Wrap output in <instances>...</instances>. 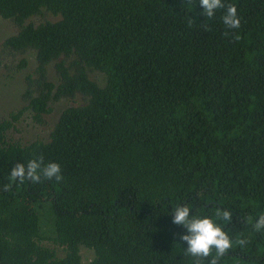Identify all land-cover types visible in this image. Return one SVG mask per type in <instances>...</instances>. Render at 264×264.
Returning a JSON list of instances; mask_svg holds the SVG:
<instances>
[{
    "label": "trees",
    "instance_id": "trees-1",
    "mask_svg": "<svg viewBox=\"0 0 264 264\" xmlns=\"http://www.w3.org/2000/svg\"><path fill=\"white\" fill-rule=\"evenodd\" d=\"M223 2L237 7L238 30L199 0H0L18 27L3 52L34 51L37 63L26 107L0 118V264H84L82 248L88 264H194L172 223L178 204L213 219L231 210L232 224L218 222L251 242L221 264H264V235L243 219L264 212V0ZM44 12L60 19L27 23ZM78 96L49 141L8 140L24 111L43 125L52 103ZM34 154L64 180L10 181Z\"/></svg>",
    "mask_w": 264,
    "mask_h": 264
},
{
    "label": "clouds",
    "instance_id": "clouds-1",
    "mask_svg": "<svg viewBox=\"0 0 264 264\" xmlns=\"http://www.w3.org/2000/svg\"><path fill=\"white\" fill-rule=\"evenodd\" d=\"M192 0H187L191 6ZM204 9V15L208 19L215 17L218 10H225L221 17L222 23L228 30H238L241 27V19L237 7L234 4H225L223 0H199ZM189 27L195 25V21L187 18ZM205 31H211L208 24L203 25ZM229 32H225L228 36ZM12 182H31L33 184L42 181H55L61 183L64 180L60 164L55 162L45 163L44 156L33 155V158L27 163H16L9 176ZM12 188V183L5 184L3 191L8 192ZM192 209L187 205L178 204L172 210V223L176 226H182L187 234H181L179 239L187 244L185 252L194 258V264H221V261L231 252L234 246L241 249L250 244V240L240 233L235 238L225 231L224 227L218 222L223 221L226 224H232L233 213L229 209L216 208L215 219L208 216L200 217L191 215ZM246 224H250L255 233L264 235V212L260 213L255 219L252 217L243 218Z\"/></svg>",
    "mask_w": 264,
    "mask_h": 264
},
{
    "label": "rangeland",
    "instance_id": "rangeland-1",
    "mask_svg": "<svg viewBox=\"0 0 264 264\" xmlns=\"http://www.w3.org/2000/svg\"><path fill=\"white\" fill-rule=\"evenodd\" d=\"M60 17L53 16L50 13L44 12L43 15L34 17L27 21L35 25L50 21L56 22ZM18 27L11 21L4 20L0 16V118L11 119V114H16L26 107L24 94L27 90V77L34 73L36 69V54L30 51L27 54H8L3 52L4 42L11 36L16 35ZM27 62L25 67H19L21 62ZM49 79L55 84L58 83V78L55 72L54 63L48 66ZM91 79L98 82L100 85L105 84L104 75L99 72L91 73ZM83 97L78 96L74 100L62 99L50 105L52 111L44 117L45 124L41 125L34 121L33 113L26 110L21 115L19 121L15 124L8 134V140L21 144L41 140L49 141L51 132L59 120L62 112L72 105L82 104ZM44 244L54 249L59 257L65 256V249L57 245L52 239L45 240ZM82 262L88 264L94 258V252L82 248Z\"/></svg>",
    "mask_w": 264,
    "mask_h": 264
}]
</instances>
